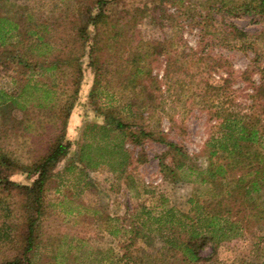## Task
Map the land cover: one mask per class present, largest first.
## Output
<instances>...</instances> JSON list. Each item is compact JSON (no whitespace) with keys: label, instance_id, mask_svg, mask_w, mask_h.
<instances>
[{"label":"rangeland","instance_id":"rangeland-1","mask_svg":"<svg viewBox=\"0 0 264 264\" xmlns=\"http://www.w3.org/2000/svg\"><path fill=\"white\" fill-rule=\"evenodd\" d=\"M11 1L14 4L9 16L12 24L18 26L17 33L10 30L16 34L11 40L24 39L20 46L26 52L23 59L34 64L35 58L52 61L80 54L79 28L95 12L96 0ZM217 1L121 0L119 3L117 10L132 3L145 4L155 12L162 6V10L175 16L174 21L165 20L162 30L144 23L141 27L148 32L146 38L160 41L162 35H180L193 50L186 58H171L168 68H165L166 55L161 62L159 59L153 63L156 82L151 84L150 78L144 80L146 94L152 98H142V94L135 95L126 87L125 73L117 75L115 65L107 63L101 69L103 79L99 78L103 88L95 97L97 106L103 110L114 108L132 128L141 126L179 148L173 150L160 141L145 140L142 148L146 160L137 165L140 147L126 142L129 160L122 174L112 169L115 157L99 155L97 147L101 143L97 135L83 134L85 124L103 120L100 111H95L88 100L95 73L87 55L92 26L87 24L85 30L88 39L80 55V68L71 72L65 64L50 70H31L23 63L18 64V57H12L18 51L13 44L0 48L2 57L7 56L9 61V69L0 66V89L14 95L18 102L5 116L0 115V152L5 153L4 162L10 165L7 170L10 180L21 184L33 181L34 173L22 166L46 154L66 120L64 148L47 165L50 178L43 193L44 212L32 264H116V256L121 254L122 264H138L134 263L139 255L137 248L149 251L151 240L140 241L130 231L135 228L136 220L145 223L142 230L156 242V249L150 252L159 257L166 253L167 246L158 240L154 231L157 226H171L182 232L181 223L188 224V219L182 216L189 208L187 200L213 199L220 192V181L203 180L209 162L217 165L224 158L219 149L210 156L212 141L223 134L224 117L216 107L221 96H214L212 101L206 94L211 91V78L228 77L227 84L232 81L231 88L236 91L224 94L225 101L229 98L233 101L224 103L221 110L237 114L251 112L242 95L250 89L243 90L245 83L240 80V74L252 62L264 66V16L238 10L239 13L226 14L227 20L246 33L232 34L216 22L219 15L216 8L220 5ZM39 23L48 29L42 41L36 39V34L28 33L35 28L42 29ZM121 39H108L111 46L98 51L101 62L107 54L118 55L120 60L116 64L124 61L127 54L122 55L127 44ZM44 40L49 46L43 44ZM230 72L233 74L229 77ZM74 75L80 78L76 93ZM259 77L254 73L251 79L258 81ZM140 102L142 109L137 110ZM261 123L264 125V116ZM85 141L90 144V153L84 149L83 159L79 160V147ZM162 162L174 171L170 172L169 179L162 176ZM179 163L183 165L175 169ZM175 178L178 180L173 181ZM238 192L236 200L242 202L246 197ZM243 206L242 214L247 216L241 224L242 230L235 237L216 242L214 249L203 248L200 253L203 257L210 254V259L197 264H261L264 261V217L245 203ZM165 210H171L175 216L159 223L149 219L165 215ZM18 211V219L21 216L23 220L21 209ZM17 240L15 237L10 243L0 242V261L16 254Z\"/></svg>","mask_w":264,"mask_h":264},{"label":"trees","instance_id":"trees-1","mask_svg":"<svg viewBox=\"0 0 264 264\" xmlns=\"http://www.w3.org/2000/svg\"><path fill=\"white\" fill-rule=\"evenodd\" d=\"M120 2L121 0H96L94 2L95 12L90 13L84 27L80 26L79 28L80 54L61 56L52 61H48L45 58H41L39 61L38 58H35L34 64H31L30 60L22 57L23 54H26L20 48L24 44V39H17L13 42L11 40L16 35L13 33L18 31L17 23L12 24L13 22L9 16L14 3L11 0H0V48L13 44L18 51L14 52L12 57H18V64L23 63L31 70L35 68L50 70L56 67L60 68V66L65 64L70 67L69 70L71 72L72 69L74 71L76 68H80V55L88 39L85 37V30L87 24L92 26L93 33L89 44H87V55L89 57L88 63L94 66L95 73L88 100L95 111H100L103 120L102 122L85 124L83 134L93 132L94 135H97V139L101 143L97 147L100 151L99 155L102 157L105 154H109L115 157L116 163L112 165V169L122 174L129 160L124 147L126 142L140 147L136 158L137 165L144 163L146 160L145 152L142 148L145 140L160 141L173 150H179V148L173 142L161 138L159 134L146 132L141 126L132 128V124L124 122L120 118L119 112L115 111L114 108L103 110L97 106L95 97L103 88L99 78L101 76L103 79L101 69L107 63L115 65L117 75L125 73L123 79L126 87L129 86L135 95L142 94V98H152L150 94H146L148 90H146L144 80L150 78L151 84L156 82V74L153 75L155 67L153 63H158L159 59L161 62L162 57L166 55L167 58L164 57L166 58L165 68H168L171 58H186L193 54V50L187 44V40L180 35H162L160 41L146 38L148 37V32L141 27L144 23L149 25V27L155 26L157 29L162 30L166 25L165 20H168V22L174 21L175 16L165 9L162 10V6L158 7L155 12L145 4L139 6L132 3L131 6H123L117 10ZM217 2L220 5L216 8L219 13V20L216 19V22L227 27L232 34L245 35L246 33L239 29L235 23L227 20L226 14L239 13L237 12L238 10L243 13L253 11L264 16V0H218ZM195 24L200 23L196 22ZM38 25H41L42 29L40 27L35 28V30H31L28 33L36 34V39L42 41L48 29L42 23ZM38 25H35V27ZM10 30L14 32L11 33ZM112 38H122L126 40L127 44L122 57L125 54L127 56L124 61L118 64H116L119 59L117 54H107L102 62L98 54V51L106 46H111V43H108V39ZM122 39L121 42L123 43ZM152 41L154 42L152 43ZM117 43L115 42L114 44ZM43 44L49 46V42L46 40H44ZM7 51L10 52L8 49ZM3 54L0 52V66L6 70L9 69V61L7 56L2 57ZM126 71H128L127 75ZM254 73L260 75L258 81L251 79ZM232 74L230 72L228 76L230 77ZM240 76V80L245 83L243 90L250 89L242 95L245 100L247 99L245 103L247 109L251 112L237 114L228 113L225 109L221 110L224 103L233 101L231 98L225 101L224 94L236 91L231 88L232 81L227 84L228 77H220L219 80L211 78V91L206 94L212 101L214 96H221L220 102H217L216 107H219L218 111L224 117L221 124L223 134L212 141L210 156L219 149L223 151L224 158L223 162L217 165L211 161L209 162L208 168L204 171L203 180L208 178L213 181H220L222 186L220 192L216 193L213 199L200 201L189 198L187 200L189 208L187 211L182 212V216L188 219V224L181 223L182 232L171 226L160 224L157 226L154 230L155 234L159 237L157 238L161 244L167 246L166 253H162L159 257L150 252L156 247V242L148 236L147 232L142 230L145 223H139L136 220L135 228L130 231L139 236L140 241L151 240V247L149 251H143L142 247L137 248L139 255L134 260V263L159 264V262L166 261L170 262V264H197L199 261L210 259V254L203 257L200 253L203 248L211 246L214 249L216 242L235 237L242 230L243 226L241 224L244 223L245 216H247L246 213L245 215L242 214L243 210L241 208L244 207V203L247 207L257 210L264 217V125L261 123L264 116V66L261 67L259 64L252 62L251 66L241 72ZM15 78V76H11L13 81H17ZM78 78L79 75H74L75 93L79 86L80 78ZM104 89H107L106 86ZM141 103L137 104V110L142 109ZM17 104L18 102L14 95L0 89L1 116H5L4 114L10 112ZM173 121L176 123L175 120ZM65 123L66 120L62 124L60 132L55 134L54 141L51 143L52 146L48 148L46 154L36 160L34 159L30 165L22 166L25 170H30L35 175L30 184H21L10 180L8 177L9 172L7 173L10 165L4 162L5 153L0 152V242L5 240L10 243L14 241L15 237L20 240L16 241L18 244L16 254L0 261V264H32L31 257L38 243L41 219L44 212L43 193L50 178L47 165L56 159V155L64 148L62 139ZM86 148L88 153H90V144L86 141L81 142L79 160L83 159L82 153ZM182 165L179 163L175 169L180 168ZM160 171L164 179H169L171 177L170 172L173 170L162 162ZM171 173H174V171ZM175 180H178V178L173 181ZM238 191L246 197L242 202L236 200ZM19 196L20 198L18 199ZM18 209H21V214L24 216L23 220L20 213V220L17 217ZM164 214L158 218L149 219L159 223L163 219L165 220L163 222H166L171 216H175L171 210H165ZM133 243L134 241L131 240L130 244L132 245ZM122 255L118 258L116 256V264H122ZM261 264H264V261Z\"/></svg>","mask_w":264,"mask_h":264}]
</instances>
